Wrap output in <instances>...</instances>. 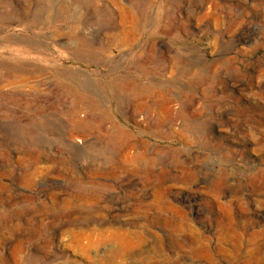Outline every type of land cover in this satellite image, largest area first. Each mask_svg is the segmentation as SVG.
<instances>
[{
  "label": "rangeland",
  "instance_id": "rangeland-1",
  "mask_svg": "<svg viewBox=\"0 0 264 264\" xmlns=\"http://www.w3.org/2000/svg\"><path fill=\"white\" fill-rule=\"evenodd\" d=\"M0 264H264V0H0Z\"/></svg>",
  "mask_w": 264,
  "mask_h": 264
}]
</instances>
